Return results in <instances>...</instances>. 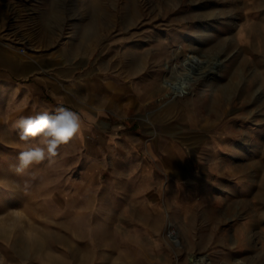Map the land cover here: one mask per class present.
<instances>
[{
    "label": "rangeland",
    "instance_id": "obj_1",
    "mask_svg": "<svg viewBox=\"0 0 264 264\" xmlns=\"http://www.w3.org/2000/svg\"><path fill=\"white\" fill-rule=\"evenodd\" d=\"M37 3L0 38V264H264V0ZM61 105L82 135L16 174Z\"/></svg>",
    "mask_w": 264,
    "mask_h": 264
},
{
    "label": "clouds",
    "instance_id": "obj_2",
    "mask_svg": "<svg viewBox=\"0 0 264 264\" xmlns=\"http://www.w3.org/2000/svg\"><path fill=\"white\" fill-rule=\"evenodd\" d=\"M17 127L20 129L19 140L24 144L17 156L15 172L23 175L33 164L45 160L51 162L58 155L61 145L82 135L83 121L80 114L61 105L55 109L54 114L44 111L23 117Z\"/></svg>",
    "mask_w": 264,
    "mask_h": 264
},
{
    "label": "crops",
    "instance_id": "obj_3",
    "mask_svg": "<svg viewBox=\"0 0 264 264\" xmlns=\"http://www.w3.org/2000/svg\"><path fill=\"white\" fill-rule=\"evenodd\" d=\"M38 0H0V38L5 37L6 33L10 32V27L8 23V17L11 15H21L27 9L28 10H36L41 7L40 4L37 3ZM20 52V51H19ZM8 58L2 53V49L0 48V62H7ZM3 72V71H2ZM4 112H8L5 109V105L3 104ZM4 114V113H3ZM4 117V116H3ZM83 123L85 121L81 117ZM125 123H129L124 121Z\"/></svg>",
    "mask_w": 264,
    "mask_h": 264
},
{
    "label": "bare ground",
    "instance_id": "obj_4",
    "mask_svg": "<svg viewBox=\"0 0 264 264\" xmlns=\"http://www.w3.org/2000/svg\"><path fill=\"white\" fill-rule=\"evenodd\" d=\"M259 33H260V30H259ZM20 52H24V50H21ZM184 58L185 59H189L190 57L185 54ZM190 60H191L190 61L191 65H189V68H191V70L188 71L187 74L191 73L192 75L190 76L191 78L189 79V81H196L200 77H202V76L206 77L209 74V72H207L206 64L204 62H201V61H196L195 62V59L192 60L191 58H190ZM165 84L167 85V88H168V91H169V93H168L169 94V99L172 98L173 96L181 95L183 93L182 92V85H180V84L179 85L178 84L175 85L176 84L175 81L167 82L165 80Z\"/></svg>",
    "mask_w": 264,
    "mask_h": 264
},
{
    "label": "built area",
    "instance_id": "obj_5",
    "mask_svg": "<svg viewBox=\"0 0 264 264\" xmlns=\"http://www.w3.org/2000/svg\"><path fill=\"white\" fill-rule=\"evenodd\" d=\"M167 236L168 238L173 241L176 242L177 241V233L173 227V225H169L168 230H167Z\"/></svg>",
    "mask_w": 264,
    "mask_h": 264
}]
</instances>
